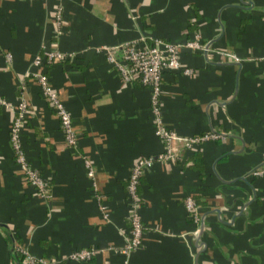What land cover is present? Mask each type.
Listing matches in <instances>:
<instances>
[{
	"label": "crops",
	"instance_id": "0c3cea01",
	"mask_svg": "<svg viewBox=\"0 0 264 264\" xmlns=\"http://www.w3.org/2000/svg\"><path fill=\"white\" fill-rule=\"evenodd\" d=\"M139 36L206 47L180 51L159 102L167 129L218 137L165 162L148 87L123 81L103 50ZM43 49L72 55L32 66ZM37 70L70 114L74 146L28 74ZM0 97L26 101L21 145L48 194L25 182L12 107H0V264H23L18 245L36 264H81L66 256L89 247V264H264V0H0ZM141 158H152L137 186L141 243L125 257L126 183Z\"/></svg>",
	"mask_w": 264,
	"mask_h": 264
},
{
	"label": "built area",
	"instance_id": "2783aa9c",
	"mask_svg": "<svg viewBox=\"0 0 264 264\" xmlns=\"http://www.w3.org/2000/svg\"><path fill=\"white\" fill-rule=\"evenodd\" d=\"M56 18H59L58 11ZM182 49L189 51H206V47L199 42L198 38L186 40L182 43H172L160 39H146L139 36L133 41L122 42L110 47L103 48L106 60L114 66L123 81H129L137 77L138 83L147 86L149 89V111L153 123V133L162 142L163 150L157 154L159 161L165 162L174 158L178 153V147L191 149L196 144L209 139H216L218 135L213 132L203 133L192 136L178 135L172 130L167 129L162 120L159 102V92L161 75L164 70H179V55ZM220 55L239 62L242 59L230 51L217 50ZM115 53H119L116 56ZM72 53H63L58 50L43 49L41 55H36L32 61V66L39 67L52 60H60L64 57H71ZM183 74L188 75L190 70L183 68ZM38 84L41 96L47 101L53 113L56 115L59 127L62 131L63 139L69 146H74L76 142L75 131L72 126L70 114L58 98L56 92L51 88L48 78L43 71L28 72ZM3 98L0 97V107H9ZM13 119L9 127V142L14 155V161L20 169L22 176L27 184L32 186L42 197H47V181L39 171L31 166L25 156L21 145V129L26 117L27 104L20 98L13 106ZM87 166V162L84 161ZM152 165V158H141L132 166L127 183L126 194L130 201V213L128 217L129 231L125 244L121 251L128 257L129 253L141 243L142 222L138 213L137 186L140 175L144 170ZM262 171L255 172L261 174ZM87 175L92 176L91 170L87 169ZM185 209L196 220V205L189 196L183 199ZM16 251L20 255L23 264L41 263V259L32 255L23 246H16ZM94 254V248H81L71 251L67 256V261L89 264Z\"/></svg>",
	"mask_w": 264,
	"mask_h": 264
},
{
	"label": "water",
	"instance_id": "95a60500",
	"mask_svg": "<svg viewBox=\"0 0 264 264\" xmlns=\"http://www.w3.org/2000/svg\"><path fill=\"white\" fill-rule=\"evenodd\" d=\"M201 228V227H200ZM199 233H200V229H199Z\"/></svg>",
	"mask_w": 264,
	"mask_h": 264
}]
</instances>
